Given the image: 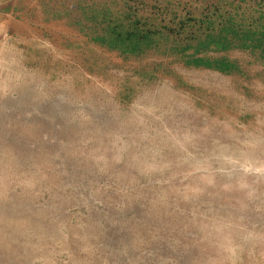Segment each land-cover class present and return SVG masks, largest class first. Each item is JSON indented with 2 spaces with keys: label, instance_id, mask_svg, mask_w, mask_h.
I'll return each mask as SVG.
<instances>
[{
  "label": "rangeland",
  "instance_id": "374dc122",
  "mask_svg": "<svg viewBox=\"0 0 264 264\" xmlns=\"http://www.w3.org/2000/svg\"><path fill=\"white\" fill-rule=\"evenodd\" d=\"M73 2L19 0L4 37L0 264H264V63L122 53L53 14Z\"/></svg>",
  "mask_w": 264,
  "mask_h": 264
},
{
  "label": "trees",
  "instance_id": "16d2710c",
  "mask_svg": "<svg viewBox=\"0 0 264 264\" xmlns=\"http://www.w3.org/2000/svg\"><path fill=\"white\" fill-rule=\"evenodd\" d=\"M72 1L53 14L69 19L91 42L122 53L177 54L188 65L229 73L230 60L202 54L236 48L264 63V0H216L193 9L170 1L162 8L146 0Z\"/></svg>",
  "mask_w": 264,
  "mask_h": 264
},
{
  "label": "crops",
  "instance_id": "0c3cea01",
  "mask_svg": "<svg viewBox=\"0 0 264 264\" xmlns=\"http://www.w3.org/2000/svg\"><path fill=\"white\" fill-rule=\"evenodd\" d=\"M19 0H0V70L3 68L5 40L7 34L14 36L16 41L26 40L22 35V27L27 26L25 17H21L18 10Z\"/></svg>",
  "mask_w": 264,
  "mask_h": 264
}]
</instances>
